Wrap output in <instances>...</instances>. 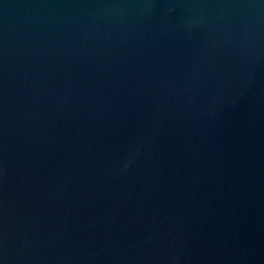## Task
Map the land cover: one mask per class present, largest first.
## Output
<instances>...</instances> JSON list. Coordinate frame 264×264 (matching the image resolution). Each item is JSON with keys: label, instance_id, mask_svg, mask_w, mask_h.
<instances>
[{"label": "water", "instance_id": "1", "mask_svg": "<svg viewBox=\"0 0 264 264\" xmlns=\"http://www.w3.org/2000/svg\"><path fill=\"white\" fill-rule=\"evenodd\" d=\"M0 264H264V0H0Z\"/></svg>", "mask_w": 264, "mask_h": 264}]
</instances>
